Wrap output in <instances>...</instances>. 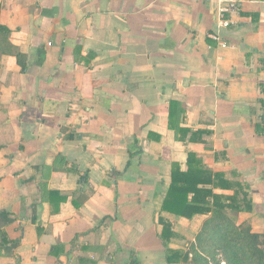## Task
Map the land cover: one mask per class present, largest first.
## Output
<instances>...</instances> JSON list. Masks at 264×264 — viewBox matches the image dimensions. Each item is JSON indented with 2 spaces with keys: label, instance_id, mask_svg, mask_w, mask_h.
<instances>
[{
  "label": "crops",
  "instance_id": "obj_1",
  "mask_svg": "<svg viewBox=\"0 0 264 264\" xmlns=\"http://www.w3.org/2000/svg\"><path fill=\"white\" fill-rule=\"evenodd\" d=\"M0 23V264H166L159 220L171 247L210 216L161 211L189 152L264 234V0H0Z\"/></svg>",
  "mask_w": 264,
  "mask_h": 264
},
{
  "label": "trees",
  "instance_id": "obj_2",
  "mask_svg": "<svg viewBox=\"0 0 264 264\" xmlns=\"http://www.w3.org/2000/svg\"><path fill=\"white\" fill-rule=\"evenodd\" d=\"M9 34L10 30L0 23V43H4ZM17 64L23 73L25 57L17 55ZM186 166L185 171L177 164L172 166L161 211L185 219L208 213L210 216L202 223L189 251L170 247L174 233L168 222L159 220L162 225L159 238L165 249L166 264H220L221 260L225 264H264V234L235 224L240 212L250 210L248 195L238 183L228 182L222 174L206 170L192 152L187 154ZM214 189L232 190L233 194H215ZM13 221L8 213L0 212V227Z\"/></svg>",
  "mask_w": 264,
  "mask_h": 264
},
{
  "label": "rangeland",
  "instance_id": "obj_3",
  "mask_svg": "<svg viewBox=\"0 0 264 264\" xmlns=\"http://www.w3.org/2000/svg\"><path fill=\"white\" fill-rule=\"evenodd\" d=\"M239 217L240 216L237 215V217L235 218L236 225H238L239 227L249 226L247 225V221L245 219H240ZM241 218H244V217H241ZM200 228L199 229L193 228L191 231L187 229L184 235L180 236L179 238L177 237V239L174 240L173 244H171V248L176 249V250L189 251L190 244H192L195 241V237L197 233L199 232ZM251 230L253 231L252 228ZM220 264H225V263L221 260Z\"/></svg>",
  "mask_w": 264,
  "mask_h": 264
},
{
  "label": "built area",
  "instance_id": "obj_4",
  "mask_svg": "<svg viewBox=\"0 0 264 264\" xmlns=\"http://www.w3.org/2000/svg\"><path fill=\"white\" fill-rule=\"evenodd\" d=\"M233 6H234V3L231 1L228 3L227 6L220 8L219 18L222 20L223 14L228 12V11H231L233 9ZM220 24H221V26L226 27L229 23H228V21H220ZM222 47H224V44L222 45Z\"/></svg>",
  "mask_w": 264,
  "mask_h": 264
}]
</instances>
